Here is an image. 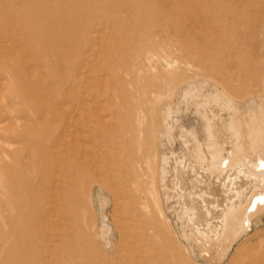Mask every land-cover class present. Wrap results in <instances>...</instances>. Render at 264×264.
Wrapping results in <instances>:
<instances>
[{"label": "rangeland", "instance_id": "1", "mask_svg": "<svg viewBox=\"0 0 264 264\" xmlns=\"http://www.w3.org/2000/svg\"><path fill=\"white\" fill-rule=\"evenodd\" d=\"M197 74L241 100L261 93L264 0H0V264H203L180 234L179 139L163 143L168 212L150 189L153 98ZM63 111L75 124L66 135ZM138 169L146 189L128 173ZM202 180L185 178L186 193H210L195 212L222 209V188ZM148 205L152 225L139 217ZM234 244L219 264L264 261V221Z\"/></svg>", "mask_w": 264, "mask_h": 264}, {"label": "bare ground", "instance_id": "2", "mask_svg": "<svg viewBox=\"0 0 264 264\" xmlns=\"http://www.w3.org/2000/svg\"><path fill=\"white\" fill-rule=\"evenodd\" d=\"M200 75L179 82L170 95L157 94L153 98L150 120L156 152L154 170H151L150 189L154 195H158L160 204L164 205L165 211L168 212L167 200L171 196L167 183L168 158L165 157L163 148L166 146L163 143L169 144L173 141L177 143L179 139L185 148L188 161L187 171L180 170V167L174 170V167L172 168L175 177L173 179L175 197L182 210V227H186L181 229L180 234L191 249L194 247L199 249V252H196L203 256V264H219L235 242L249 241L254 230L260 228L264 221V79L261 93L250 92L241 100L229 87ZM62 104L66 105V100H63ZM69 118L70 116L63 111L62 130L65 135L66 132H74L75 129V124H71ZM72 121L74 123L75 120ZM144 121L145 117L139 110L137 112L139 143L143 140ZM70 145L75 151L76 142ZM119 149L117 150L119 155L126 154L127 151L122 146ZM174 156L176 157L173 155L171 158ZM138 170L137 173L131 170L128 173L134 176L135 182L139 181L143 189H146L144 173L141 169ZM188 173H195L198 178H202V183L208 187L207 190L212 191L213 187L220 186L225 206L222 205L223 208L220 210L216 206L212 213L208 209L205 214L195 212L196 202L199 200L206 205L210 193L201 190L186 193L185 178ZM124 174L126 178L129 176L125 172ZM197 183L196 180L191 181L193 186H197ZM96 189L97 194L102 195L99 186ZM138 193L141 195L140 190ZM149 209L150 206H146V211L144 210L139 217L141 220L147 218L152 225ZM105 219L106 216L101 213L102 223L99 228L102 236L107 238L106 244L111 247L112 228ZM177 220L181 221L180 218ZM151 228L149 226L145 230L147 238ZM251 229L253 232L248 233ZM130 263L131 261L127 264ZM247 264H264V261L258 260L256 263Z\"/></svg>", "mask_w": 264, "mask_h": 264}]
</instances>
